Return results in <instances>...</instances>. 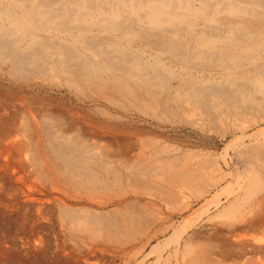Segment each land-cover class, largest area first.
<instances>
[{"label":"bare ground","instance_id":"obj_1","mask_svg":"<svg viewBox=\"0 0 264 264\" xmlns=\"http://www.w3.org/2000/svg\"><path fill=\"white\" fill-rule=\"evenodd\" d=\"M0 74L231 135L220 157L243 161L0 95V168L16 154L31 179L0 176L8 234L58 229L109 264H264V0H0Z\"/></svg>","mask_w":264,"mask_h":264},{"label":"rangeland","instance_id":"obj_2","mask_svg":"<svg viewBox=\"0 0 264 264\" xmlns=\"http://www.w3.org/2000/svg\"><path fill=\"white\" fill-rule=\"evenodd\" d=\"M1 75L2 74H0V95H6L8 97L15 99L16 102L14 103V105H12L15 109H18L20 107L19 106L20 100H24L26 98L44 99L48 103L53 104L62 110H66L76 116L83 117L82 121L92 124L93 126L100 125L101 123L102 124L106 123V125L109 124V127L111 126L110 128H112V133L117 132V134L124 136V137L126 136V137L133 138L136 136H140L141 138H145V136L146 137L155 136L156 134V136H159L160 138L169 140L170 143L175 146L181 145L180 147L182 148L191 147L195 149V151L207 149L211 151L213 154L215 155L217 154L215 158L217 157L219 159L220 165L218 166H220L219 168L221 169L222 172L233 174V172H235L234 166L236 163H238L237 164L238 170H240L241 167H242L241 169H243V166H242L243 161L237 157L235 158L236 155L232 150H229L227 153L228 154L227 156L230 155L229 159H231L232 161H230L228 157H226L228 168H227V165L222 161L220 157V155L223 154V151L227 143H229L233 139L231 135H228V136L226 135L225 138H222L220 134H217V132L209 131L208 128L201 130L199 129L198 126H191L190 124L187 125L185 122L184 124L183 123L170 124L167 122H163L161 120L153 119L149 116L141 115L142 113L140 112L138 113L137 111H133V110H129L126 112V111H116L113 108H110V113L112 112L113 115L117 117L115 118L111 117L109 119H106V117L102 116V114L98 112L96 108L97 107L96 104H92L90 101L84 100L82 98L79 99L78 97L74 96L71 92H69L62 86H59V87L51 86L50 87L48 85H45L40 82H35L30 79H21V78L15 79V78H10L9 76H5L4 74L2 75L3 77ZM228 122L226 123V125L223 126L224 128L226 126L228 127V125H231L233 120L229 119ZM218 130H219V127H218ZM204 131H206V133ZM252 132L253 131H250L248 134H251ZM228 138H230V140L227 141ZM225 141H227V143ZM12 155L13 157L10 159V162L12 163L11 170L14 174H12V172H5L4 170L0 168V171H1L0 176L2 175L4 178H7L6 180L9 179L7 181L8 190L11 189L13 186H17L16 188L21 189L22 191H27L26 189L27 187L25 188L24 184L22 183L20 184V182L16 181V178H19L22 176L23 181L25 183L28 182L29 184L31 180L29 178L30 171L25 170V172H22L18 168L15 162L17 161L18 156L16 154H12ZM24 157L26 158L27 155L24 154ZM0 159H1L0 167H2L5 163L3 162L4 156L1 157ZM229 166L233 168L230 169ZM38 188H43V187L39 186ZM141 199L144 200V198H141ZM144 201H147V200L145 199ZM43 205L48 207V205H45V204ZM15 208L16 207L10 208V210H15ZM1 221L2 220L0 218V224H1L0 225V251H1V248H2V251L3 250H5V252L7 251L6 253L4 252L0 254L1 264H109L108 261L111 259L110 255H107L106 253L101 254L99 252H93L92 249L90 250L84 246L81 247L80 245H78L79 248L73 247L71 245L72 243H70L69 241L63 240L64 238L62 234L58 232V229L57 231L56 229L46 231L45 235L42 236V238H44V240L46 241L43 244L39 245L38 247H33L27 244L30 238L27 234H21L19 232L15 233V231H12L11 234H8L10 233V229H8L7 224H5L4 221L2 222ZM10 235L12 236V238ZM25 235L28 237L26 238ZM23 236L25 237L23 238ZM80 248L82 249L80 250ZM6 254H8L9 256ZM117 254L118 253H115V255ZM3 261L4 262L6 261V262L3 263ZM122 261L123 259L116 258L115 264H123ZM127 264H132V262L130 261Z\"/></svg>","mask_w":264,"mask_h":264}]
</instances>
